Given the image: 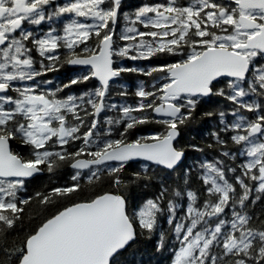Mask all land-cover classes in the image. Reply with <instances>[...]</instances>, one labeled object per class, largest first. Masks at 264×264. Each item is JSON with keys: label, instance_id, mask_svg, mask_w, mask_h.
<instances>
[{"label": "snow or ice", "instance_id": "6c2138e0", "mask_svg": "<svg viewBox=\"0 0 264 264\" xmlns=\"http://www.w3.org/2000/svg\"><path fill=\"white\" fill-rule=\"evenodd\" d=\"M123 9L124 0H0V247L17 264H121L138 235L159 231L157 251L173 241L171 264H264V207L252 210L264 205V0H144ZM159 56L176 59L121 63ZM64 65L87 71L50 87L43 77ZM122 73L152 78L140 82L134 105L109 102ZM92 79L98 86L64 94ZM213 96L230 107L201 116L217 118L207 147L219 155L198 164L199 202L189 168L175 187L160 178L158 194L130 209L119 189L150 184L151 166L175 172L185 158L181 127ZM148 124L162 130L135 135ZM13 140L29 153L14 152ZM130 161L143 171L123 178ZM65 166L75 170L71 185L20 195L35 175ZM102 175L117 192L59 206L81 178L94 185ZM33 200L57 210L9 249Z\"/></svg>", "mask_w": 264, "mask_h": 264}, {"label": "trees", "instance_id": "16d2710c", "mask_svg": "<svg viewBox=\"0 0 264 264\" xmlns=\"http://www.w3.org/2000/svg\"><path fill=\"white\" fill-rule=\"evenodd\" d=\"M130 6L135 8L138 0H130ZM131 10V9H130ZM176 58L174 57H153L151 60H140V61H125L123 65L125 66H140V67H151L156 65L158 62L167 61L173 62ZM54 72H49L46 75V78L53 76ZM65 73H57L58 75L56 80L60 84L65 83ZM53 74V75H52ZM144 81L145 85H151L153 83L151 77L142 76L137 73H122L119 78L113 83L111 88V100L109 102H114L117 104H130L134 105L137 101V97L134 96V92L139 88L140 82ZM223 83L217 85V87L222 86ZM98 86V84L91 80L84 84L73 85L71 89H76L78 95L81 93L83 87L93 88ZM125 90L128 92L126 97H121L116 93ZM230 107L222 98L219 97H209L203 98L201 104L198 106L196 111V119L191 121L188 125L181 127V136L178 138V147L185 149V160L183 163L177 167L175 172H172L169 175V171L163 170L156 166L150 167V174L156 177L150 184L146 182H139L137 184H130L127 188L123 186L119 189V192H122L128 199V204L130 209L133 205L139 206L144 201L149 198H153L159 192L160 178H166L168 184H173L174 181H180V177L183 175L186 169H191V190L197 191L198 202L201 196L202 182L199 180L197 173L200 171L198 169V164L201 160L207 159L212 160L213 157L218 156L219 153L214 149H209L208 144L214 143L210 133L214 131L217 127V118H201L202 114L206 111H213L217 109H224ZM108 116H118V112H108ZM103 116V114H102ZM105 127H107L105 125ZM157 130H162V127L155 124H148L139 126L135 130V135H145L150 132H155ZM134 138V137H132ZM190 145H196L197 147L203 148L204 152L195 151ZM11 148L22 155H27L29 149L26 145L20 143V141H14L11 143ZM140 171L143 169L140 167V164L137 163H128L125 170L120 174L123 178L131 177L133 172ZM75 171L71 170L70 167H62L58 169L55 173H48L44 171L41 175H37L30 179L26 184V191L21 192L20 195L34 196L36 192H49L53 187H61L71 185L73 182L70 177ZM182 183V181H181ZM81 190L77 193L72 194L68 198H58L59 206L70 205L72 202H80L86 199L91 198L97 193L102 194L103 192H117V188L111 183L107 175H102L101 179L96 182L94 185H88L86 177L81 178L80 180ZM186 204L184 205V207ZM264 205L259 202L257 205L253 206L252 210L257 214L260 213L261 208ZM26 211L22 215V219L17 222V225L14 229L10 230L9 235L7 236V247L11 249L14 246L19 244L24 237L30 233L42 220L47 217H50L57 210L56 205H41L38 201L33 200L29 205L25 206ZM160 228L162 230H168L169 226L165 220L161 219ZM159 241V231L154 233L151 238H148V234L138 235L136 242L132 244L130 248L120 257L121 264H171L172 250L168 244H171L173 241L171 237L168 238L165 249L161 251L156 250V246ZM0 264H17L16 256L11 255L10 253L5 252L3 247H0Z\"/></svg>", "mask_w": 264, "mask_h": 264}, {"label": "flooded vegetation", "instance_id": "af4514ba", "mask_svg": "<svg viewBox=\"0 0 264 264\" xmlns=\"http://www.w3.org/2000/svg\"><path fill=\"white\" fill-rule=\"evenodd\" d=\"M58 2H63V1L62 0H58ZM129 2H131V1L130 0H124V9H123L124 11H129L130 9L133 8V7L130 6ZM142 2H144V0H138V2L136 3L135 7L138 6L139 4H141ZM189 2H190V0H189ZM85 71H87V69H84V68H69L68 65H64L62 68H60V70L58 72H54L53 73L54 75L52 74L53 76L49 77V79H47L46 76L43 77V79L53 81V83H52V85L50 87H53L54 88L56 85L60 84V82L55 79V78H57V76H56V75H58L57 73L63 74V72H66L65 73V77L66 78L63 79V81L65 83H67L70 78L76 76L77 74L83 73ZM221 83H223V79H221L220 83L217 84V85H220ZM89 89L90 88H88V87H83L80 92L83 93L84 91H87ZM69 93L78 95V92H76V89H71V88L70 89H65V93L64 94H69ZM64 94H62V95H64ZM14 141H19V140H13V141H11L10 142V147H11V143H13Z\"/></svg>", "mask_w": 264, "mask_h": 264}, {"label": "water", "instance_id": "95a60500", "mask_svg": "<svg viewBox=\"0 0 264 264\" xmlns=\"http://www.w3.org/2000/svg\"><path fill=\"white\" fill-rule=\"evenodd\" d=\"M68 67L69 68H84V69H87L85 66H69L68 65ZM95 82H97V84H98V81H96L95 79H93ZM185 160V158L183 159V161ZM183 161L181 162V164L183 163ZM129 163H137V164H140V163H142L141 161H130ZM180 164V165H181ZM179 165V166H180ZM178 166V167H179ZM156 167H159V168H161V169H163V170H166V171H169L170 172V170H167V169H164L162 166H156ZM71 169V168H70ZM71 170H73V171H75L74 169H71ZM37 175H41V173H39V174H37ZM37 175H35V176H37ZM34 176V177H35ZM32 179V178H31Z\"/></svg>", "mask_w": 264, "mask_h": 264}, {"label": "rangeland", "instance_id": "374dc122", "mask_svg": "<svg viewBox=\"0 0 264 264\" xmlns=\"http://www.w3.org/2000/svg\"><path fill=\"white\" fill-rule=\"evenodd\" d=\"M62 1L64 2V0H62ZM122 26H123V25L121 24L120 27H122ZM125 61H129V60H125ZM123 62H124V61H121L122 64H123ZM204 160H205V159H204ZM201 161H202V160H201ZM201 161H200V162H201ZM200 162H199V163H200ZM184 208H185V210H186V206H185Z\"/></svg>", "mask_w": 264, "mask_h": 264}]
</instances>
